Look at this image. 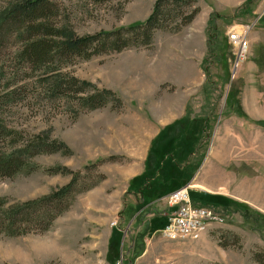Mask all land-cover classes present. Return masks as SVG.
<instances>
[{
	"label": "rangeland",
	"instance_id": "374dc122",
	"mask_svg": "<svg viewBox=\"0 0 264 264\" xmlns=\"http://www.w3.org/2000/svg\"><path fill=\"white\" fill-rule=\"evenodd\" d=\"M18 1L0 0V13ZM156 1L50 0L56 17L49 22L57 26L67 24L79 37L110 32L144 22ZM196 4L201 10L200 19L207 21L205 56L200 65L199 82L194 85L199 93L192 92V103L187 106L184 117L187 114L190 119L207 116L211 124L210 138L218 133L224 120L235 119L232 128L221 130L235 135L240 142L234 148L239 152L234 151L232 160L239 164L247 159L242 152L245 150L240 149L245 123L240 102L251 86L245 67L249 61L256 63V67L262 66V71L255 73L252 85L258 83V90L264 96V43L254 47L249 42L246 60L234 69L233 50L227 37L234 28L250 26L248 40L250 35L255 42L257 36L264 40V0H196ZM174 28L172 25L156 31L147 48L107 53L88 61L77 59L62 68L63 77L90 84L91 94L95 90L113 93L121 109L109 99L104 108L90 111L78 106L63 91L54 94L49 88L50 76L45 72L51 68L34 71L22 62L18 54L23 44L16 33L8 34L3 40L0 46L1 121L18 133L20 139L56 142L65 146L67 152L61 150L34 157L29 161V170L13 178L0 179V199L11 207L46 197L67 186L76 173L79 186L69 209L47 231L21 236L0 233V264H257L254 257L264 253V199L259 200V193L243 204L233 201L247 207L244 214L230 206L225 209L211 206L225 222L211 226L200 239L166 241L159 232L163 221L155 219L167 214V202L160 200L141 208L136 206V190L130 189L132 181L144 170L155 168L146 169L151 143L148 146L143 139L139 141L144 133L140 125L144 124L146 139L148 124L155 122L150 110L158 106L163 109L166 103L169 106L176 95L186 99L187 86L175 88L164 73L175 48L181 47L190 55L186 61L193 58L192 50L186 46L193 32L186 26L172 33ZM252 47L254 58L251 60ZM183 65L187 66L188 62ZM173 82L181 87L186 85ZM209 139L205 150L209 148ZM3 147L8 145L5 143ZM252 153L257 155L250 164L253 167L231 166L232 181L245 179L252 184L258 182L256 179L264 181V155L254 148ZM218 185L210 183L205 188L214 195L219 191L212 190L220 188ZM196 191L213 196L208 191L191 188L190 195ZM218 198L223 199L218 202L232 201L227 197ZM125 211L130 213L125 215ZM146 225L153 230H147ZM142 234L145 235L143 253L129 254L130 247L139 242L137 235Z\"/></svg>",
	"mask_w": 264,
	"mask_h": 264
},
{
	"label": "trees",
	"instance_id": "16d2710c",
	"mask_svg": "<svg viewBox=\"0 0 264 264\" xmlns=\"http://www.w3.org/2000/svg\"><path fill=\"white\" fill-rule=\"evenodd\" d=\"M196 5V0H157L151 14L142 23L79 37L67 24L57 26L49 22L52 17H56L55 13L52 14L53 4L50 0H20L0 13V46L8 34L16 33L23 44L18 54L21 61L29 64L34 71L51 68L45 72L50 76L52 85L49 88L54 94L63 91L78 106L90 111L104 108L109 99L114 100L121 109L120 102L113 93L94 89L95 92L91 94L93 87L90 84L72 77H63L62 68L77 59L88 61L107 53L147 48L152 44L156 31L174 25L175 28L171 29V32L177 33L191 24L200 13V8ZM209 33L211 36L210 31ZM257 125L264 128V122ZM208 130L206 118L190 119L187 114L159 132L149 149L148 160L153 161L147 160L145 164L146 169L149 166L155 168L152 171L144 170L141 176L130 184V189L136 190V206H152L174 191L189 185L202 164L204 156L197 152L202 150L201 146L210 138ZM5 143L8 147L3 149ZM194 143L197 145L193 146ZM61 150L67 152L65 146L56 142L40 138L29 141L20 139L19 134L8 129L0 119V179L13 178L29 170V161L34 157L54 154ZM206 151L204 147V152ZM157 156L159 158H156ZM191 160L193 161L190 162ZM78 179L76 173L70 183L62 189L24 204L7 207L6 201L0 199V233L21 236L30 232L47 231L56 218L69 209V202L79 186ZM189 196L193 205L224 209L230 206L242 214L248 211L246 206L232 201L218 202L223 199L216 196L202 195V198L206 199L202 204L196 200L195 195ZM171 211L168 209L165 216L156 217L155 221L158 218L163 221L159 231L166 225L167 216ZM129 213L130 211H125V215ZM148 226L146 225L147 230L152 231V226ZM144 236L137 235L139 242L130 247L129 254L143 253ZM254 260L257 264H264V253L256 254Z\"/></svg>",
	"mask_w": 264,
	"mask_h": 264
},
{
	"label": "crops",
	"instance_id": "0c3cea01",
	"mask_svg": "<svg viewBox=\"0 0 264 264\" xmlns=\"http://www.w3.org/2000/svg\"><path fill=\"white\" fill-rule=\"evenodd\" d=\"M199 15L196 17L192 24L187 26V28H190V30L193 32V34L186 42V46L189 45L188 47L192 50L193 55L191 54V57L193 58H190V60L186 61V57H190V55L186 54V51L183 52V49L177 46L178 48H175L176 50L171 52L172 58L166 62L165 66L166 71L164 73V76L166 79L171 81V84H173L175 88L180 87L183 89L187 86L186 99L184 96L179 97L176 95L175 97H173L172 104H170L169 106L168 103H166L165 108L163 109L162 107L159 108L158 106L150 110V113L153 115L155 122H152V127L150 123L148 124L149 131L146 139L144 138L147 132L145 130L144 124H141L140 128L142 129V131H144V133L142 134V137H139L141 138L139 139V141L143 139V142L148 144V146L150 145L151 141L159 134L160 128H164L167 125H172L173 123L181 120L184 117L187 106H190V104L192 103V92H196L197 94L199 93L198 89L195 88L194 85L199 82L198 78L201 72L200 65L203 62L205 56L204 50L206 46V36L204 35V33L207 26V21L203 19L201 20ZM249 38V42L255 44H251V46L257 47L258 44L264 43V40L260 38V36L255 37L257 38L256 40H258L256 42L255 39L251 37V35L249 36ZM254 47H252L250 53L251 60L254 58ZM187 62V66L183 65ZM246 66V75L249 78L248 80L251 86L249 87L248 91L244 92V99L240 102L245 121L243 131L244 138L241 136L242 139H240L241 143H243V147L240 146V149L242 150L243 148L245 150V152H242L245 154V158L247 159L245 161L239 162V164H236L235 161H232L234 151L239 152L238 149L234 148L238 146L240 142L237 141L238 139H236L237 137L235 135L224 134L225 131L222 132L221 130L223 128L228 130L232 128L233 124L236 121L235 119H232L230 117V119H226L222 122V125H220L219 127L220 130L218 131V133L214 134V136L209 139V148H207L206 153L204 152L205 143H203V145L201 146L202 152H200V154H202L204 158L199 170L190 182L191 189L204 190L208 192L210 190L205 188L208 184H219L218 186L220 188L212 190L219 192L214 193V195L210 192L209 194L216 196L217 198L227 197L232 200V202L235 201L240 204L246 203L248 202V200H253V197H256V193H259V200L264 199V193H262L264 181L256 179L258 182L255 184H252L245 179L232 181V174L229 172L231 166L241 167L242 165H245V169H247L250 164L255 162V159L253 158L257 157V155H254L252 153L253 148L256 149L258 153L264 155V128H260L257 125V123L259 122H264V96L258 90V83L254 84V86L252 85V82L256 78L255 73L262 71V66L256 67V63L254 64V62L252 61H249V64H247ZM178 80L181 82H179ZM248 80L247 84L249 83ZM173 81H177L179 84L185 83L186 85H183L182 87L177 86ZM198 118H206L208 126H211V124L209 123L210 120L207 116H198ZM253 130H255V133ZM230 133L232 134V132ZM231 141H235V144H231ZM225 150H227V152ZM259 165L262 167L261 163ZM260 174L263 175L262 173ZM256 180L253 182H256ZM251 187H253V189H251ZM243 188H245L246 191L249 190V192L246 193V191H243ZM194 193L195 197H197L196 200H198L200 204L205 203L206 199L202 198V195L205 194L204 192L196 191ZM242 193H246L247 195H242ZM234 194H239L243 197L236 198L232 196Z\"/></svg>",
	"mask_w": 264,
	"mask_h": 264
},
{
	"label": "built area",
	"instance_id": "2783aa9c",
	"mask_svg": "<svg viewBox=\"0 0 264 264\" xmlns=\"http://www.w3.org/2000/svg\"><path fill=\"white\" fill-rule=\"evenodd\" d=\"M250 30V26L239 27V29H232L228 34L227 40L233 50L234 69L247 58ZM189 190L190 186H185L162 199L172 210L167 216L166 225L159 231L166 241L198 240L200 223L205 221L224 222L213 208L193 205Z\"/></svg>",
	"mask_w": 264,
	"mask_h": 264
},
{
	"label": "bare ground",
	"instance_id": "6f19581e",
	"mask_svg": "<svg viewBox=\"0 0 264 264\" xmlns=\"http://www.w3.org/2000/svg\"><path fill=\"white\" fill-rule=\"evenodd\" d=\"M219 222H214V221H205L204 223H200L199 224V239L202 237V235H204L211 226H213L214 224H217ZM219 224H224V223H219Z\"/></svg>",
	"mask_w": 264,
	"mask_h": 264
}]
</instances>
